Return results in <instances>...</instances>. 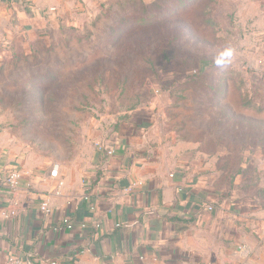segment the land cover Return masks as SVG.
Returning <instances> with one entry per match:
<instances>
[{"label":"rangeland","instance_id":"rangeland-1","mask_svg":"<svg viewBox=\"0 0 264 264\" xmlns=\"http://www.w3.org/2000/svg\"><path fill=\"white\" fill-rule=\"evenodd\" d=\"M263 6L64 0L45 9V25H0V134L66 157L92 122L112 128L151 109L172 157L263 214ZM253 238L255 250L238 243L232 264H264V239Z\"/></svg>","mask_w":264,"mask_h":264},{"label":"crops","instance_id":"crops-1","mask_svg":"<svg viewBox=\"0 0 264 264\" xmlns=\"http://www.w3.org/2000/svg\"><path fill=\"white\" fill-rule=\"evenodd\" d=\"M61 1L0 0V25H45L41 15ZM123 114L112 128L89 124L66 157L28 153L0 134V264L11 255L38 264H232L238 243L250 254L253 237L262 242V211L246 212L172 157L151 109ZM16 170L23 180L12 190L6 179ZM47 199L49 214L40 209Z\"/></svg>","mask_w":264,"mask_h":264},{"label":"built area","instance_id":"built-area-1","mask_svg":"<svg viewBox=\"0 0 264 264\" xmlns=\"http://www.w3.org/2000/svg\"><path fill=\"white\" fill-rule=\"evenodd\" d=\"M108 154L112 155L113 152L109 151ZM59 172H60V165L55 163L51 171V176L57 178L59 176ZM171 177H173V175H171ZM22 180H23V175L21 174V172L17 170L12 171L11 173H9L6 179V185L12 190H18L21 186ZM89 199H90L89 197H86V200H89ZM40 209L45 214L51 213L50 200L47 199L46 201H44L41 204ZM209 210H213L212 207H209ZM16 215L17 213L14 210L10 212L5 211L3 213V216L6 219H10L12 217H15ZM63 223L65 224V226H67V228L69 229L73 228V224L70 222L69 219L66 218ZM6 264H38V263L33 261L30 258H23L18 255H11L8 257ZM48 264H64V263L62 261L53 260V261H50Z\"/></svg>","mask_w":264,"mask_h":264}]
</instances>
